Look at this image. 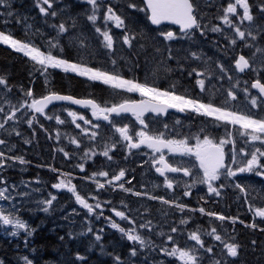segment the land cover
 I'll use <instances>...</instances> for the list:
<instances>
[{"label": "snow or ice", "instance_id": "1", "mask_svg": "<svg viewBox=\"0 0 264 264\" xmlns=\"http://www.w3.org/2000/svg\"><path fill=\"white\" fill-rule=\"evenodd\" d=\"M90 6L83 13L86 15L87 21L91 22L95 29V32L103 37V47L112 50L114 48V37L111 34V29L108 27V23L112 22L116 29H122V42L128 45L130 48L137 41H147L154 39L149 37L143 27L139 32L125 23L126 19H129L132 23H136L134 17H124L121 14H117L114 7L107 3V0H81ZM129 9L136 10L137 13L143 12L146 19L151 22L152 25H162V22L169 21L172 24L179 26V31L184 37L192 39L190 34H194L196 30H199L201 35H205L208 31L213 33H224V28L221 24H209L203 23L204 14L201 11V4L199 0H125ZM34 5L38 9L39 14L45 18V23L48 22V18H60L58 23H52L48 26L54 30L55 36H47L46 44H36L30 37V30L32 25L25 26V35L29 36L27 40H21L15 38L13 34L6 30H0V43L10 46L18 53H23L24 56L30 58L34 63V67L38 65L36 69L40 75L44 77V86L47 89V94L41 95L39 99L34 97V92L31 87L25 89L22 85L19 86L20 91L23 93V98L18 104H13L9 98L12 89L17 87L12 85L8 81V74H0V86H2L3 95L0 96V130H2L7 138H0V146H4L3 150H0V173L4 172L8 167H15V161H19L21 165L28 163L24 156L13 154L8 155L15 145H10L9 139L13 134L16 137H22V132L18 130L17 124L19 123V117L17 113L21 108H27L31 110V118H27L24 122L30 128H33L32 135H36L34 125L39 123V119L36 114L44 115L47 120L55 119L58 124H64L65 121L61 119L59 115H47L45 109L53 101H69L72 104L82 105L84 107L91 108L92 115L96 117H103L105 121H109L115 132L119 133L121 140L126 142V148L130 154L133 149L140 150L141 146H146L151 149L150 160L146 163H150L151 167L155 169V172L163 177V184L166 188L172 189L174 184L178 183L174 179L170 178L167 173H183L184 176L191 179V184L185 183V190L183 196L191 195V188L196 184L206 185L207 194H211L216 197L222 195V190L225 188H233L238 190V193L242 194V199L248 204V211L252 213V222L245 225L253 230L259 228L264 233V205H255L249 202L250 191H257L251 184H245L240 182L241 177L237 174L254 173L257 177L264 178V75L258 71L256 65L259 63V68L264 70V21L257 23L260 17H264V0H227L226 4H221L218 8V15L215 19L222 21L223 25L228 26L231 30V35L225 34V39L229 41V44L235 46L237 44V38L243 42L244 47L254 49L251 52V56L239 55L238 58L234 57L235 69L239 72H245L249 70L256 73V77L252 80L250 87L246 86L242 89L243 100L246 104L251 106V109H258V113L251 111H244L237 109L234 105L230 107L231 102L238 100V93L235 91L236 85H233L227 89L226 97L221 104L215 102V95L218 89L212 84V79L218 78L224 79V75L216 76L215 72L209 68L204 67H191L187 71V75L194 80V87H198L200 93H208L209 98L205 100L201 96L189 95L187 90L184 92H177V82L169 84L166 88H162L156 83V80L160 78L159 68H154L150 73L146 72L145 79L141 82L139 79L125 78L123 74L115 69L109 71L100 67L89 66L88 63L82 58L85 54L91 56L94 53L89 51L87 40L88 37L84 34L83 30L78 26V17L81 13L75 15L70 12V5L59 7L57 0H34ZM0 6L5 10L0 12V17L3 18L2 23L7 28L11 18H15L17 23H20L21 19H27V17H19L12 8L11 0H0ZM103 21V28L97 25V21L101 19ZM39 35L41 39H45V33L36 29L31 36ZM158 36L162 37L165 41H175L177 39V33L171 30H158ZM259 38V39H258ZM71 44L80 55L81 59L73 61L66 56L68 45ZM140 48H145L146 44H139ZM154 51L161 59L156 61L157 65L164 66V73L167 75L173 71L171 65L167 64V61L176 60L177 66L183 68L179 59L174 56L172 48L170 46L165 47V56L161 52L160 47L154 46ZM190 58L195 61H203L207 64L208 60H203V53L199 51H188V56L184 59ZM112 65L117 64L116 59L110 60ZM216 66L219 68L220 73H226L227 69L223 63L216 61ZM49 69H62L64 73L72 72L78 76L87 77L90 81H99L103 85L110 86L113 89L124 90L128 93H140L142 97H148L147 100H129L124 99L120 103H112L110 107L106 106L107 101L104 102V106L98 103L95 98H76L74 95L61 94L56 90L49 80ZM151 76V81L148 76ZM229 81L232 77H228ZM207 81V83H206ZM239 81H237V84ZM248 81L245 84L248 85ZM250 89H256V94H253ZM29 99L31 103H28ZM7 104V108L3 106ZM169 109H176L183 113L190 111L202 117H213V128L215 131H209L207 128H200L197 134H178L180 138L175 135L168 138L166 131H150L149 124L146 123L145 113H167ZM64 111L68 112V115L72 117V123L76 124L77 128L85 134L90 132L89 139L94 140L99 135L100 124H93L90 120H86L82 115L79 116L80 120L84 121L85 125H91V130L87 127L81 128L79 123H76L78 113L68 108H64ZM115 113L120 116L122 113H131L135 117V121L141 126L139 130L135 129V126L131 123H124L123 126H118L114 120H110L111 114ZM9 122H15L11 126ZM181 125L180 120L175 121V126ZM231 126V127H230ZM236 126H239L236 128ZM41 128L44 125L40 124ZM169 125L163 124V129L167 130ZM223 128V134L219 133V129ZM232 129H235L233 131ZM237 135L243 140V144L238 147ZM59 139V133L57 134ZM193 140L195 141L193 143ZM24 144L31 143V139H23ZM71 143L79 146L80 141L73 137ZM120 140H116L111 144L105 142L102 155L108 160H112L113 157L109 155L112 148H115ZM250 145V150H249ZM230 146V148L228 147ZM167 149L169 153L182 156L194 157L198 163V170L193 173L192 167L185 166L184 163L174 164L170 162V159L166 158L164 150ZM65 157L70 155L64 148L58 149ZM96 153L91 148L84 150V157L91 158ZM53 173H57L59 169L48 165ZM82 171L84 170V164H78ZM196 167V165H193ZM70 175V174H63ZM96 176L108 177L107 171H93L90 176H85V179H94ZM126 176V170L120 168L118 173L113 174L110 179L106 181L107 184L112 185L113 182H119L116 187L123 189L125 192H132V188H125L122 178ZM98 188H103L104 184H101L98 180H95ZM70 182L65 180H59L52 184V188L61 189L68 187V190L75 196V200L83 208L87 209L88 213L94 211L93 205L89 204L85 197H83L76 190L75 185L69 187ZM23 188H30L29 181L21 180L19 183H8V177L0 175V200L6 201L10 205V210L0 208V224L11 225L13 230L11 235H19V230L23 229L28 235H31L34 229H31L26 221L21 219L17 214L25 205L34 203L39 210L47 213L52 210L53 202L57 197L49 193V198L42 200H35L33 194L39 192L38 188H30L25 191ZM158 187V185H157ZM137 197L147 196L151 200H158L164 205L174 206L175 209L180 212H184L188 208L187 203L178 202L176 199H165L163 195H150L148 192L136 191L134 193ZM20 197L21 200H17ZM204 200V197H200ZM19 205V206H18ZM100 205H95L98 208ZM117 217L121 220L129 221L130 217L126 215L125 211L112 209ZM147 211V209H146ZM192 212L199 211L201 214H205L208 217H215L220 221H232L234 224L239 216H226L216 211H206L204 207L199 209H191ZM73 214L76 213L75 208L72 209ZM102 215V213H101ZM260 218V223L256 222V218ZM71 220V217H66ZM111 223V227L117 229L122 235L127 237L128 241L132 242L129 248V257H138L142 255L141 249H147L149 251L158 247L159 252L164 253L166 257H175L180 264H205V253L212 254L207 257L208 264H236L239 260L243 245L236 239L235 236L230 239H225L216 227H211L210 231L205 230V233L211 236L215 241L220 242L221 253L219 256L214 253V246L209 244L206 246L205 241L202 239L201 229L189 231V239L195 241V244L190 247L179 246L176 238L172 233H178L180 229L176 226H171L168 233L163 231L157 233V235H166L167 241H172V246L169 248L167 244L156 245L148 235H142L134 228L121 227L119 223L108 218ZM134 223V221H132ZM186 218H181L180 224H187ZM240 223H244L240 220ZM139 228L153 229L152 222L150 220L145 221L138 225ZM87 232H93L91 226H87ZM73 233H69L72 235ZM63 239V237H61ZM101 240L99 234L95 235V241ZM256 240L251 241L253 249L256 247ZM103 248V246H101ZM24 264H34L33 260L27 256L22 257ZM77 260H84L85 258L79 253L76 254ZM0 264H4V261L0 259ZM114 264H124V261L119 255L114 257ZM146 264V262H145ZM156 264H176L175 261H156Z\"/></svg>", "mask_w": 264, "mask_h": 264}, {"label": "trees", "instance_id": "2", "mask_svg": "<svg viewBox=\"0 0 264 264\" xmlns=\"http://www.w3.org/2000/svg\"><path fill=\"white\" fill-rule=\"evenodd\" d=\"M12 8L15 13L19 15V17H27V19H21L20 23H17L15 18H11L10 23L5 26L2 23L3 18L0 17V30H6L15 36V38H19L21 40H27L28 38H32L36 44H44V47H47L46 38L47 36H55L54 30H52L48 25L52 23H58V18H48V22L45 23V18L39 14L38 9L34 5V0H11ZM251 2V0H250ZM59 7H64L65 5H70L71 14L75 15L76 13H81L78 17V26L83 30L84 34L88 37L87 44L88 49L93 55L89 56L85 54L82 58L88 63L89 66L100 67L106 70H113L120 72L125 76V78H137L141 82L145 79L146 72L150 73L154 68H159L161 86H168V82H177L178 92H191V94L195 95L197 93V87H194V83H192L191 78L187 74L183 73L184 67L188 68L197 67L195 62L192 61V58L189 57L188 60H185L184 57L188 56V51H199V45L201 43V35L198 32L194 34H190L193 38L189 39L188 37L184 39L183 42L178 43L176 41H165L162 37L158 36V30L154 29L149 21L146 19L143 12L137 13L134 9H129L125 0H107V3L111 4L114 7V10L117 11V14H121L124 17H134L137 21L136 23H132L129 19L125 20L126 24H129L132 29L139 32L140 28L143 27L145 32L149 37H153L154 39H150L147 41H137L133 44V47H129L128 45L123 44L122 42V29H116L115 25L112 22L108 23L109 29H111V34L114 37V48L112 50H108L103 47L102 41L103 37L95 32L94 27L91 22L87 21L86 15L83 13L86 9H89L90 6L82 3L81 0H57ZM5 9L0 6V12H3ZM32 25L30 30V37L25 35V26ZM97 25L103 28L102 17L97 21ZM36 29H40L43 33H45V39H41L39 35L31 36V33H34ZM169 30V29H167ZM259 39V38H258ZM263 41V40H262ZM146 44L145 48H140L139 44ZM206 46L203 49H200L205 54H216L217 52H221L226 48L231 47L229 41H220L219 43L211 44L207 41L204 42ZM263 43V42H261ZM185 44V45H184ZM154 46H158L161 49V52L166 56L167 53L164 52L165 47L170 46L172 48L174 56L179 59L180 63L184 66L180 68L177 66L176 60L167 61L168 65H171L173 71L165 75L164 66L157 65L156 61L160 60L161 57L155 53ZM243 53V51H239ZM68 58H71L73 61L81 59L80 55L77 53L76 49L68 45V50L66 53ZM116 59L117 64L114 66L111 64L110 60ZM39 66L36 65L34 67V63L30 60V58L24 56L23 53H18L15 50L11 49L7 45L0 43V74H8V81L10 84L15 85L12 91L18 97L22 96L23 93L20 91L19 86L22 85L25 89L31 87L34 92L35 98H40L41 95L47 94V89L44 86V77L40 75V73L36 70ZM50 76V84L58 91L64 94H70L77 97H90L100 100L101 102L110 101L116 102V97L121 95V93L117 92L115 89H109L110 92L106 90L102 84L94 83L88 81L80 76L71 73H64L58 70H49ZM151 81L152 77L148 76ZM157 81V80H156ZM171 84V83H170ZM21 98V97H20ZM60 113L55 114L64 116V111L61 109ZM50 115H53L50 113ZM39 119V123L34 125V129L36 135H32L33 128L28 126L27 133L31 135L34 140V145L28 147V153L25 158L30 162L27 164L29 174L31 176H36L39 174H44L45 176H53L50 171L46 169H40L35 165H51L52 167H56V154L53 152L44 155V147L47 148V144L50 147L54 146V134L53 128L50 126H45V135L42 137V128L40 124L45 123L44 117L37 116ZM48 125V124H46ZM81 132L77 131V135L79 136ZM55 176V174H54ZM53 178V177H52ZM135 201L136 200H132ZM155 203V204H154ZM138 207L141 211L145 213H161L168 210L165 208L164 204L154 202L149 199H143L141 202L137 203ZM157 204V205H156ZM147 209V211H146ZM171 213L169 212V215ZM207 223L206 220L203 221V226ZM72 230V229H71ZM72 231H65L60 229H49L48 227H44L39 229L36 233L33 243L30 246L35 249V257L36 260L42 261L44 263H48L50 261H55L60 264H72L74 262L75 256L77 253L81 254L82 251L80 249H75L71 247L73 245L74 236L69 235ZM63 237V239H61ZM254 236H246L242 237V240L247 242V239L256 240L258 243V247H260L261 238H253ZM111 242L107 239H104L103 242H99L98 247L96 249V253L90 255L88 259L84 260L83 264H113L114 257L119 255L120 257L125 256L128 253L131 242L128 240H121L120 234H113ZM73 242V243H72ZM109 242V243H108ZM86 243L78 242V246L85 247ZM7 241L3 242L2 248L7 249L6 246ZM103 246V248L101 247ZM250 250L251 252H246ZM242 253V257L245 253L247 254L246 259L251 260L254 264H260L261 260L264 256L261 252H256L253 248L247 249ZM7 261L10 262V253H8ZM13 263V262H12Z\"/></svg>", "mask_w": 264, "mask_h": 264}, {"label": "rangeland", "instance_id": "3", "mask_svg": "<svg viewBox=\"0 0 264 264\" xmlns=\"http://www.w3.org/2000/svg\"><path fill=\"white\" fill-rule=\"evenodd\" d=\"M222 26H226V25H222ZM2 95H3V91H2V88H1L0 96H2ZM12 96L13 97H18V96H16L14 94V92H13ZM0 103H2V101H0ZM29 103H31V101H29ZM242 105H244V107H243L244 111H248L249 104H246L244 102V100H243L241 102V105L239 103L237 104L238 109L242 110ZM3 106L5 108H7V104H3ZM21 111H22V109H20V111L17 113V116L19 117V122L23 121V119L26 117L27 112H28V116L30 115V112H31L30 109H28L25 112H21ZM29 118H31V115L29 116ZM86 120H90V119L86 118ZM48 121L50 122L52 120H48ZM71 121H72V119H71ZM82 122H83V120H82ZM13 123H15V122H9L10 126ZM76 123H78V118L76 120ZM79 123H81V122H79ZM86 126H91V125H85L83 123L82 128H84ZM236 127H239V126H236ZM17 128L19 130L18 126H17ZM2 132L3 131L0 130V133H2ZM22 134H23L22 137H16L15 134H13L11 138H8L9 139V143H10V145H15V147L12 149L13 151L20 150V151H23L25 153H28V147H31V146L34 145V140L31 137V135H26L23 132H22ZM0 138H2V137H0ZM3 138H7V137L4 136ZM25 138L31 139V143L24 144L23 143V139H25ZM77 147L78 146L76 144L71 143V138L64 137V136H59V139H57V138L55 139L53 147H50L48 144H47V148L44 147V154L47 155V154L53 152L54 154H59V156H61L63 159H74V161H78V158L75 156L78 153H74L75 150L77 149ZM3 148H4V146H0V149H3ZM60 148H64V150L69 152L70 155L68 157H65L62 152L58 151V149H60ZM105 160H106V158H105ZM108 163H110V162H108V161L100 162L97 166L103 165V167L100 168L99 171H106V167H104V164H108ZM12 168L15 169L13 172H16V171L17 172H22L24 176H28V174H27L28 173V169H27L26 166L16 165L15 167H12ZM12 168L8 167L7 169L11 170ZM0 175H3V174L0 173ZM12 175L13 174L8 175L9 176V179H8V183L9 184H11V183H19L21 180H23V181H29L30 182V188H38V189H40L39 192H36V193L33 194V198L35 200H42L44 198H49V193H51L52 195H55L57 197L56 201L53 202L52 210L54 212V216L56 217L55 218V222L58 223V224L63 225V227L72 226L76 230H82V228L85 229L89 225L88 219L92 218L93 212H95L96 209H97L95 207V205H97V204L100 205L99 200L91 201L90 197H88L86 199V197L83 196V197H85L87 202L89 204L93 205V207H94V211L92 213H88L87 209L83 208L82 205L78 204L76 202V200H74L75 196H74V194L72 192H70L68 190V187L61 188V189L52 188V184L58 182L59 180L52 179L50 177H45V176H43V177L38 176L34 180H29V179L23 178V179L18 180V181H13L12 177H11ZM19 175H17V176H19ZM95 178L97 180H101V176H96ZM103 178L108 179V177H103ZM51 180H53V181H51ZM72 185H74V184H72ZM70 186L71 185L69 184V187ZM30 188H23V186H22V190H25V191L30 190ZM76 190H77V188H76ZM77 192H78V190H77ZM204 194L205 195L207 194V188H204ZM62 195H64V196H62ZM215 197L216 196H213V200H212L214 205L216 204V202L214 201L216 199ZM61 198H63V201L61 200ZM17 200L19 201V200H21V198L17 197ZM204 204L205 205H210L211 203L209 201H205L204 200ZM115 207L119 208V209L122 207L123 211H125V209L123 208L122 205L115 206ZM0 208H4L5 210H10V205H9L8 202L0 200ZM73 208H75V210H76L75 214H73V212H72ZM112 209H111V211H112ZM39 212L42 213V217H43V214L45 212L39 210V208H37L34 203H29V204L25 205V207L19 213H17L21 217V219H23L24 221H26L28 223V225L30 226L31 229H34V231H32V233H31V235H28L25 232V230L21 229V230H19V235L13 236V235H11V232L13 230L11 225L0 224V232H1L0 235H2V237H5L6 239H7V236H10L11 239H12V241H8L7 242V244H8V245H6L8 247L7 249L0 250V253L5 254V255H1L0 254V259H2L4 261V264H9V262L7 261V259H8L7 257H9L8 253H10V259H13V260H9L10 262L15 261L16 263H19L20 260L22 259L21 255L19 254V252H20L19 249L21 248V246H19V244H17V241H18V239L20 237H22L24 239L26 236L28 237V236H32L34 234L36 226L32 225V218L36 217L38 219L37 223L39 222V224L41 226H43V228L45 227V225L47 224V221L49 219L46 220L44 218L43 219L40 218L38 216ZM125 213H126L127 216L130 217L129 221H124V220H119V221L115 220V221L117 223H119L121 227L134 228V229H136V231L138 233H140L139 230L137 229V226H136V215L138 214V210L136 209V207H134V206L130 207L129 206L128 208H126ZM103 214L107 215V213H103ZM44 216L47 217V213H45ZM69 216L71 217V220L66 219V217H69ZM149 219L152 222L153 229L152 230H149V229H146V228H143V229L141 228V229L144 230V231H149V233L152 236V238L154 239V241L159 240V238L163 239L165 237V235L164 236H160V235H157V233H159L161 231H163L164 233H168L169 232L168 229H170V227L172 225V226H176L178 229H180V232L172 233V235L176 238V241H177L179 246L190 247V246L195 244V241H192V240L189 239L188 233H189V231L194 230V227H196L195 226L196 224L195 225L194 224H189L187 222V224H183L182 225V224L179 223V221L181 219H179L177 221L173 220L174 223L170 222L171 224L167 225V228H168L167 229L166 228V224L163 223V220L161 219V216H159L157 214H154ZM101 221L104 224L103 218H100V222ZM132 221H134V223ZM142 221L145 222V220L143 218H142ZM175 222L178 223V224H176ZM107 226L109 227V231L117 232L121 236H124L117 229L112 228L111 227V223L107 224ZM53 227H54V221L50 220V228L52 229ZM104 233H107L106 232V228H105ZM124 237L127 238L126 236H124ZM202 239L205 241L206 246L209 245V244L213 245L214 246V253H216L219 256V254L221 253L220 242L215 241L211 236H208V235H205V234L202 235ZM165 243L167 244V246L169 248H171L172 241H167V238H166V240H165V242L163 244H165ZM155 244L156 245H162L160 243H155ZM218 246H220L219 249H218ZM71 247L72 248L73 247L77 248L75 243H73V245ZM140 251H141V253H142V251H144V253L146 254L144 256L145 260H149L151 262V263H147V264H156V261H160V260H164L166 262L167 261H175L176 264H180V262L175 257H166L164 255V253L159 252L158 247L156 249H154V250H151V251H149L147 249H141ZM263 251H264V246L262 248L261 253H263ZM142 255H143V253H142ZM142 255H140V256H142ZM147 255H149L151 258H147ZM204 255H205V264H208L207 257L211 256L212 254L205 253ZM251 260H248L247 263H243V264H254ZM141 263L145 264L144 261H142Z\"/></svg>", "mask_w": 264, "mask_h": 264}, {"label": "flooded vegetation", "instance_id": "4", "mask_svg": "<svg viewBox=\"0 0 264 264\" xmlns=\"http://www.w3.org/2000/svg\"><path fill=\"white\" fill-rule=\"evenodd\" d=\"M139 99V97H136L137 100ZM183 116V118L178 117L179 114H177L176 112H170L167 116L165 117H158L159 115H154V114H148L147 116H145L146 119V123L149 121H152L154 119H160L158 123H162V122H169V121H173L170 123V125L172 127H174L175 125V121L176 120H180L182 119V126H183V133L182 134H190L193 133L194 130L191 128V123L195 124V121L197 120V117L195 116V113H191L190 111H186L184 114H181ZM132 120L135 121V117L132 116ZM201 122V121H200ZM136 124L138 125V127L140 128L141 126L139 125V123L136 121ZM149 124V123H148ZM153 126V124H149V127ZM160 128V126H158ZM191 131V132H190ZM175 135L177 138H180V135H177L175 133H168V138H171V136ZM195 135V134H193ZM195 141L193 140V143ZM135 150V160L133 162L136 163V166L139 165V163L141 161H149L150 160V154H151V149H148L147 147H141L140 150ZM165 156L166 158L170 159V162L177 164V163H184L185 166L188 167H192L193 173H196L198 170V163L195 161L194 157H188V156H182L179 153L177 154H172L169 153L167 150H164ZM140 157L143 158V160H140ZM150 164V163H148ZM193 165H196V167H193ZM151 175L153 178H155V182L158 181L161 183V185L164 186L163 184V177H161L158 173L155 172V169L152 167V171H151ZM167 175H169L170 178L174 179L175 181H177L178 183L174 184L172 189H169V193L170 195L166 194V196L168 195V197H170L171 199L175 198V196H177L176 194L178 193L179 195L182 196V201H184L185 203H187L188 207L189 205L191 206H197L200 207L203 205L204 200H201L200 197L201 196H205L204 194V188H206V185H202V184H196L194 186H192L191 188V195L190 196H183L182 193L185 190V183L191 184V179L189 177L184 176L183 173H167ZM239 177H241L240 182L247 184H251L253 185L256 189H259L260 191H253V193H249V202L254 203L255 205H264V178H261V182L259 180V177H257L256 175H253L252 173H243L237 174ZM255 179V181H252L251 179ZM245 179H248V181H244ZM154 195H163L164 196V192L160 189H158L157 191H155ZM206 196L208 197H213V195L211 194H206ZM221 198H225L226 201L235 198L238 202V206L236 208H230V212H232V214H234V216H239V219L236 222H239V224L241 226H238L237 229L236 225L232 226V231L234 233V235L236 237H246V236H254V237H260L261 241L263 240V243L261 242L262 248L264 246V233H262L259 228L256 230H251V229H247L244 228L246 227L245 225H243L244 223L249 224L252 222V213L248 211V209H246L245 207V202L243 201L242 194L238 193V190H234L233 188H225L222 190V195L220 196ZM219 198V197H216ZM244 204V207H243ZM189 209V208H187ZM173 219V218H172ZM171 219V220H172ZM240 220H243L244 223H240ZM256 222L259 224L260 223V218H256ZM196 226V225H195ZM262 227H264V224H261ZM198 226L194 227V230L197 229ZM193 228V227H192ZM220 246H218L219 249Z\"/></svg>", "mask_w": 264, "mask_h": 264}, {"label": "bare ground", "instance_id": "5", "mask_svg": "<svg viewBox=\"0 0 264 264\" xmlns=\"http://www.w3.org/2000/svg\"><path fill=\"white\" fill-rule=\"evenodd\" d=\"M22 166H25V164H23ZM141 188L139 187V186H137L136 187V190H140ZM157 191V190H156ZM155 193V192H154ZM154 193H153V195H154ZM169 212L170 211H168V213L166 212V211H163V212H161V213H159V214H157V215H159V216H161V219L163 220V223H165L166 224V228H167V225L168 224H171V223H174V221L173 220H175L176 221V218H173L172 220L171 219H166L167 218V216H168V214H169ZM107 215L109 216V217H111V219H113V220H116V221H119V220H121V218L120 217H117L116 215H115V213H108L107 212ZM154 214H150V213H147V214H144V213H141L140 211H138V214L136 215V226H137V229L139 230V232L142 234V235H148V237L151 239V240H153L154 241V239L152 238V236L150 235V233H149V231H144V230H142L141 228H139L138 227V225L139 224H142V223H144L143 221H142V218L145 220V221H148V220H150L149 218H151V216H153ZM53 218V217H52ZM88 221H89V225L88 226H91L92 228H93V232H91V233H89V232H87L88 233V235H89V237H91L92 239H95V235L96 234H99L100 236H101V240H100V242H103V240L104 239H107L108 241H112L113 239H111L112 238V236H113V234H111L110 232H108L107 231V229H106V232L107 233H104V231H105V228H108L107 227V224L108 223H106L105 222V224L103 225L101 222H99V221H95V220H93V219H88ZM171 222V223H170ZM176 223V222H175ZM176 224H178V223H176ZM172 226V225H171ZM46 227V226H45ZM86 227V226H85ZM43 228V226H41L40 227V229H42ZM85 229H87V227L85 228ZM168 229V228H167ZM169 230V229H168ZM98 231V232H97ZM97 232V233H96ZM0 234H1V232H0ZM225 237V239H230L229 237H226V236H224ZM120 238H121V240H127V238H125L124 236H120ZM165 240H166V235H165V237L162 239H160L159 238V240H157V241H154L155 243H160V244H163L164 242H165ZM8 242V238L6 239L5 237H2V235H0V250H3V248H2V245H3V242ZM129 242H131V241H129ZM73 243V242H72ZM75 243V245L77 246V248H78V242H74ZM109 243V242H108ZM132 243V242H131ZM76 248H74L73 247V250H75ZM142 253H143V255L142 256H138V257H129V250H128V253L125 255V256H123L121 259L124 261V264H142L141 262L142 261H144V262H146V264L147 263H151L149 260H145V258H144V256L146 255L145 253H144V251H142ZM1 255H5V254H3V253H0ZM147 258H151L149 255H147ZM244 263H247V262H244ZM9 264H17L15 261H13V263L12 262H9Z\"/></svg>", "mask_w": 264, "mask_h": 264}, {"label": "water", "instance_id": "6", "mask_svg": "<svg viewBox=\"0 0 264 264\" xmlns=\"http://www.w3.org/2000/svg\"><path fill=\"white\" fill-rule=\"evenodd\" d=\"M163 23H171V22H169V21H164V22H162V24ZM175 25V24H174ZM155 26H158V25H155ZM176 26H178V25H176ZM55 102H69V101H53L52 103H55ZM51 103V104H52ZM79 106H82V105H79ZM82 107H84V106H82ZM113 114H115V113H113ZM122 114H126V113H122Z\"/></svg>", "mask_w": 264, "mask_h": 264}]
</instances>
